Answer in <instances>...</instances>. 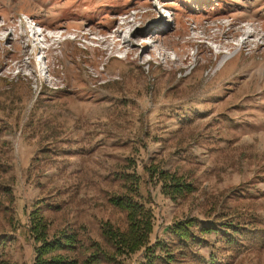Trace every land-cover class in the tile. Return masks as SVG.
<instances>
[{
    "label": "rangeland",
    "instance_id": "374dc122",
    "mask_svg": "<svg viewBox=\"0 0 264 264\" xmlns=\"http://www.w3.org/2000/svg\"><path fill=\"white\" fill-rule=\"evenodd\" d=\"M153 164L194 191L163 195ZM124 173L173 258L154 264H264V0H0V264H33L36 207L76 235L63 255L111 251Z\"/></svg>",
    "mask_w": 264,
    "mask_h": 264
},
{
    "label": "trees",
    "instance_id": "16d2710c",
    "mask_svg": "<svg viewBox=\"0 0 264 264\" xmlns=\"http://www.w3.org/2000/svg\"><path fill=\"white\" fill-rule=\"evenodd\" d=\"M147 175L154 183L159 184L163 195L171 199L183 197L194 191L193 183L186 180L182 175L175 171L163 169L156 164L146 168ZM125 185V192L112 195L109 202L112 206L125 214V227L123 229L114 227L110 222L104 221L101 226V235L106 243L111 246V251L100 250L96 242H93V251L82 264H125V259L130 255L142 250L144 259L138 264H154L157 259L164 257V263L173 260L170 252L156 255L153 248L158 247L166 251L164 243L149 242L152 232V212L149 206L140 198L138 191V177L134 173H124L121 175ZM234 222H228L232 225ZM196 218H188L180 222H175L167 227L170 234L178 240L177 244L184 246L187 241L193 239L191 227L197 225ZM240 227V226H236ZM229 229L228 227H225ZM205 232L215 230L209 226L201 228ZM233 230H236L234 228ZM27 231L35 242V256L33 264H79V261L72 257H67L61 251L74 250L76 235L72 233H60L49 237L48 226L45 217L38 207L29 212ZM179 245V246H180Z\"/></svg>",
    "mask_w": 264,
    "mask_h": 264
},
{
    "label": "bare ground",
    "instance_id": "6f19581e",
    "mask_svg": "<svg viewBox=\"0 0 264 264\" xmlns=\"http://www.w3.org/2000/svg\"><path fill=\"white\" fill-rule=\"evenodd\" d=\"M32 34H34V33H32Z\"/></svg>",
    "mask_w": 264,
    "mask_h": 264
}]
</instances>
